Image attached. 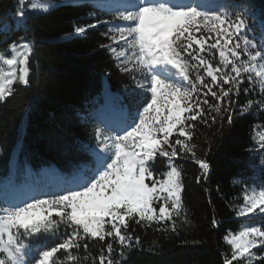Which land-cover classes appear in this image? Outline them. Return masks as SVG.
<instances>
[{"label": "snow or ice", "instance_id": "1", "mask_svg": "<svg viewBox=\"0 0 264 264\" xmlns=\"http://www.w3.org/2000/svg\"><path fill=\"white\" fill-rule=\"evenodd\" d=\"M51 6V0L29 4L44 11ZM111 11L123 23L112 24L104 34L111 43L101 47L142 91L127 94L118 125L95 128L91 163L70 186L44 193L46 198L0 206V264H126V253L141 245L134 225H158L157 231L179 234L178 218L181 228L188 218L175 159L190 154L205 178L210 167L191 142L196 122L218 124V131L230 125L235 97L257 86L261 99H249L244 107L264 109V45L258 48L249 39L243 6L209 9L200 0H128ZM16 15L25 27L24 8ZM8 47L10 55L0 54V102L13 95L17 83H30L32 43L21 37ZM259 139L264 149V135ZM157 157L168 158V170L159 175ZM243 200L238 215L264 213V190L254 188ZM223 240L230 246L222 253L223 264H264V228L247 226ZM91 241L104 242L95 257Z\"/></svg>", "mask_w": 264, "mask_h": 264}, {"label": "trees", "instance_id": "2", "mask_svg": "<svg viewBox=\"0 0 264 264\" xmlns=\"http://www.w3.org/2000/svg\"><path fill=\"white\" fill-rule=\"evenodd\" d=\"M31 2L34 0L21 5L19 0H0V54L10 55L8 46L21 37L34 47L30 83H17L13 95L0 102V179L12 174L16 182L27 165L36 171L56 166L66 175H75L91 163L89 149L96 148L94 130L101 126L96 110L103 92L113 95L115 106L122 108L130 91H142L121 71L108 48L101 47L111 43L104 34L119 22L103 2L51 0L47 11L31 9ZM210 4L216 8L231 5L237 10L243 6L254 38H264V0H211ZM21 7L26 13L25 27L16 20ZM97 19L103 22L83 34L75 32ZM6 25H10L7 30ZM243 86H249L247 79ZM249 99H261L258 86L235 97L233 121L219 131L218 124L196 122L191 142L198 145L197 156H205L210 165L206 178L190 154L175 159L182 171L188 223L181 228L178 218L179 234L157 231L158 225H134L141 245L126 253V264H223L222 253L230 252L225 234L247 226L264 228V213L238 215L247 187L264 188V149L259 146L264 109L256 105L245 108ZM167 159L157 157V175L168 170ZM103 243L90 242L94 257ZM113 256L119 259L116 253Z\"/></svg>", "mask_w": 264, "mask_h": 264}, {"label": "rangeland", "instance_id": "3", "mask_svg": "<svg viewBox=\"0 0 264 264\" xmlns=\"http://www.w3.org/2000/svg\"><path fill=\"white\" fill-rule=\"evenodd\" d=\"M75 1H79V0H75ZM95 1L103 2L104 3L103 7L109 8V9L119 8V7H121L122 5H124V4H126L128 2V0H95ZM200 2L206 8H209V9L216 8L215 6L210 4L211 3L210 0H200ZM16 20L19 21L20 18L17 17ZM118 23H123V22L119 21ZM248 24L250 25L249 22H248ZM9 27H10V25H6V26H4V29L7 30V29H9ZM247 32H248L249 39L252 40L253 43H255L258 48L261 45H264V41H262L264 38L262 40H256L254 38V36L252 34V31H251V25L247 29ZM24 40H25V42H31L33 44L32 41H29L26 38H24ZM9 51H10V49H9ZM242 59H244V58H242ZM106 100L109 101V102L111 101V103L113 104L112 95L105 91V92H103V102L105 103ZM109 107H111V105L104 104V108L103 109H102V107H100L96 111L97 112V117L99 118V122L102 125V127H104L105 124L115 126L117 123L115 124L113 120H115V121L119 120L120 121V120L123 119L122 108L121 109H117L116 108L117 110H119L117 115L114 114L115 112L113 110H110V114L108 115L110 117V121L108 122V121L103 120V118L101 117V112H106L108 109H110ZM263 134H264V132H261V133H259V136H261ZM96 145H97V143H96ZM49 170H50L51 173H54V174L55 173L62 174V177H61L62 181L59 184L57 182H54V180L52 179V177L50 175L45 176L42 173L41 169L39 171H37V172H31V171L26 172L24 170L23 174H21L22 178H23L22 181L24 179H26L27 176H28L29 178H28V180H26V184L29 185V181L33 182L34 185L31 186L34 189L33 192L31 191L32 194H29V191H27V190H23L24 192H26V196H21V195H18V196H15V197L13 196L14 199H11V198H13V197H11L9 200L0 197V206H8V205H11V204H20L21 202L27 201L31 197H35V196H40L41 198H46L43 195L44 193L60 191L64 187L70 186V182L73 180L72 178H69L63 172L61 173L59 170L56 171V170H52L51 168ZM24 187L26 188V185ZM254 188L257 191L264 190V188H260V187H258L256 185H253V186L251 185V186L247 187L245 194H250L251 190L254 189ZM27 195H30V196L27 197ZM14 200H15V203H12ZM257 212H259V209H257V211L255 213H257ZM251 214H253V213H250L248 215H251ZM252 251L255 252L256 249H252Z\"/></svg>", "mask_w": 264, "mask_h": 264}, {"label": "bare ground", "instance_id": "4", "mask_svg": "<svg viewBox=\"0 0 264 264\" xmlns=\"http://www.w3.org/2000/svg\"><path fill=\"white\" fill-rule=\"evenodd\" d=\"M101 117L103 118V120H105V121H110V117L108 116V115H105V112H102L101 113ZM114 121V123L116 124V125H118L120 122H121V120L119 121V120H113ZM108 123V122H107ZM50 168H44V169H42V173L45 175V176H47V175H50L51 177H52V179L54 180V182H57L58 184L62 181V175H60V174H58V173H51L50 172V170H49ZM52 169V168H51ZM54 169V168H53ZM52 169V170H53ZM56 170V169H55ZM29 178V177H28ZM26 185V188L24 187ZM22 188V189H21ZM19 190H27V191H29V194H32L31 193V191L33 192V187H30V185H28V184H23L22 186H20V187H17V188H12V191H11V194H15V193H17ZM26 196V195H25ZM28 196H30V195H28Z\"/></svg>", "mask_w": 264, "mask_h": 264}]
</instances>
